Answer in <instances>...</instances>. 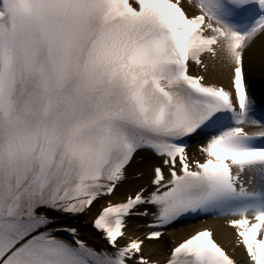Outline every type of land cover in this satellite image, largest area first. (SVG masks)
<instances>
[{
    "label": "snow or ice",
    "instance_id": "snow-or-ice-1",
    "mask_svg": "<svg viewBox=\"0 0 264 264\" xmlns=\"http://www.w3.org/2000/svg\"><path fill=\"white\" fill-rule=\"evenodd\" d=\"M0 264H264V0H0Z\"/></svg>",
    "mask_w": 264,
    "mask_h": 264
},
{
    "label": "bare ground",
    "instance_id": "bare-ground-1",
    "mask_svg": "<svg viewBox=\"0 0 264 264\" xmlns=\"http://www.w3.org/2000/svg\"><path fill=\"white\" fill-rule=\"evenodd\" d=\"M95 216V211L93 212V215L88 217V222L90 223L91 220L94 218ZM219 223L218 222H211L209 224H198V225H190V226H184V227H180L178 229H171L169 231V240L173 241H180L182 239H186L187 237H189L195 230L197 229H202L205 227H216ZM137 225L134 221H133V226ZM144 229L141 228L140 231H143ZM89 239L91 240L92 243H95L97 245L102 244V241L99 239V237L95 234H92L89 236ZM226 242V239H225ZM167 256V249L164 250V253L162 256H160V259L163 260L165 257Z\"/></svg>",
    "mask_w": 264,
    "mask_h": 264
}]
</instances>
